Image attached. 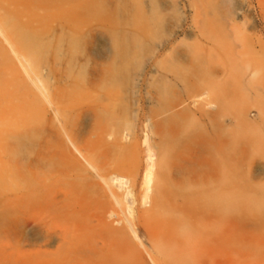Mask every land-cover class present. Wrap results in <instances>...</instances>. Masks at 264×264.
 <instances>
[{"label": "rangeland", "instance_id": "obj_1", "mask_svg": "<svg viewBox=\"0 0 264 264\" xmlns=\"http://www.w3.org/2000/svg\"><path fill=\"white\" fill-rule=\"evenodd\" d=\"M40 3H32L35 11L23 7L36 14L35 26L44 23L39 16H47L45 33L30 39L29 60L52 97L63 86L91 82L120 90L116 119L128 141L139 143L142 168L146 125L160 121L169 178L179 191L199 192L200 186L186 185L190 178L225 194L224 249L210 241L205 264H264V0H47L45 8ZM91 102L97 106L86 110ZM99 102L66 96L58 105L60 120L81 144L109 122ZM25 105L31 116L40 112L30 99ZM53 120L49 110L38 125L32 119L21 125L15 137L21 166L30 152L41 169L51 168L44 138ZM35 127L39 135L32 138ZM142 194L140 178L137 212ZM16 219L12 206L0 215V253L12 251L19 237L26 249L46 246L44 228L29 224L19 236ZM140 234L151 258L159 260L158 237ZM136 247L141 264H152L144 247Z\"/></svg>", "mask_w": 264, "mask_h": 264}, {"label": "bare ground", "instance_id": "obj_2", "mask_svg": "<svg viewBox=\"0 0 264 264\" xmlns=\"http://www.w3.org/2000/svg\"><path fill=\"white\" fill-rule=\"evenodd\" d=\"M34 1L46 7L47 0H0V215L12 206L19 236L29 224L42 227L46 246L26 249L19 237L11 244L12 251L0 253V264H141V252L135 249L137 244L144 247L141 231L158 237L159 260L154 261L144 247L152 264H205L210 241L220 252L224 249L225 194L203 188L206 181L196 184L190 178L186 185L200 186L199 192L179 191V185L169 178V155L161 144L162 124L150 123V117L142 168L139 143L128 141L116 119L120 90L91 82L63 86L52 97L30 62V39L45 33L47 27L46 13L38 17L44 23L35 26L31 18L36 14L31 9L24 11L26 6L35 11ZM79 78L85 77L80 74ZM66 96L100 101L109 122L106 120L92 141L79 143L60 120L58 105ZM25 99L35 102L40 112L31 116ZM92 106L97 105L87 103L86 110L93 111ZM49 110L54 123L44 146L51 168L41 169L30 152L21 166L15 146L21 125H38ZM35 129L32 138L39 135ZM140 178L143 194L139 205L143 209L138 213L134 193ZM112 218L115 220L110 222Z\"/></svg>", "mask_w": 264, "mask_h": 264}]
</instances>
